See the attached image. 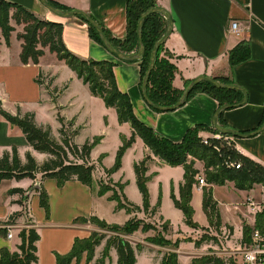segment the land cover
I'll list each match as a JSON object with an SVG mask.
<instances>
[{"label":"crops","instance_id":"crops-1","mask_svg":"<svg viewBox=\"0 0 264 264\" xmlns=\"http://www.w3.org/2000/svg\"><path fill=\"white\" fill-rule=\"evenodd\" d=\"M7 1L24 7L40 19L62 24V40L66 48L77 57L84 60L115 63L114 75L118 89L130 97L136 117L159 136L180 143L190 129L198 126H204V131L200 132L202 138H214L219 134L214 131L213 120L220 109V104L208 93H195L183 107L175 111L155 112L143 98L139 64L118 60L91 37L88 24L80 17L60 18L50 12L39 0ZM48 1L67 11L85 12L116 40L124 41L127 38V0ZM157 4L170 13L174 24L172 34L165 43V52L172 55L171 61L178 68L173 86L185 91L187 83L200 76H209L219 81L228 79L229 84L238 86L244 91L247 101L242 106L221 113L217 117L218 125L244 134L261 128L264 124V0H157ZM232 22H238L242 30L240 35L229 31L228 28ZM11 25L15 31L11 35L10 44L8 45L1 36L0 45V103L3 109L12 115H16L18 110L22 113H34L38 125H49V121L39 118L40 111L49 102H42L44 86L38 84V78L46 74L48 75L46 78L53 77L55 87L67 86L59 100V107L65 108L60 116L65 121L75 120V124L81 127L80 134L76 137L79 140L76 143L82 145L88 140L101 139L100 144L91 153L96 183V174L102 175L114 166L122 139H129L133 134L131 126L127 123L120 124L116 110L106 107L104 101L94 96L90 87L48 49H45V55L38 65L23 64L21 61L23 41L19 36L24 33V26L17 25L13 19ZM242 44L248 47L250 58L231 66L229 55ZM79 84L84 87L86 94H84L86 100L83 103L85 104L83 109L87 116H90L84 121L81 120V113L74 112L73 108H70L71 103L68 104L65 100L73 85ZM49 105L55 112L54 118L57 122L49 126L53 132L59 131L61 125L57 120L58 109L54 107V103ZM93 115H96L99 120L104 119L105 124L95 134L85 135L92 128ZM108 136L114 137L116 143V150L111 153L102 148V142L105 143ZM233 143L239 154L264 168V131L250 138H234ZM14 147L18 148L21 158L27 152H31L36 159L45 157L32 149L26 136L18 127L0 117V157ZM146 157H151L148 176L153 175L148 183L150 204L156 207L161 194V206L155 216L158 215L171 224L172 231L166 238L176 241L185 235H191V228L186 224L183 212L175 207L172 199V192L178 199L180 197V191L185 182L183 166L167 165L156 158L145 143L137 138L124 155L121 169L111 175V179L116 184H126L123 194L130 203L142 208L143 197L137 186L134 166ZM203 165L201 161H196L195 168L199 170ZM165 178H167L166 183ZM37 183H40L48 194L49 213L40 207L37 192L30 191ZM15 188L23 189L28 195L30 194L28 213L40 236L37 242L38 262L36 264H57L58 256H67L71 253L76 239H88L91 236L94 231L92 225L80 224L78 222L80 219L90 220L96 217L108 225L119 226L125 225L132 219V215L126 210L117 209L118 203L112 201L108 194L99 196L92 187L78 181H69L60 187L54 179L42 181L37 176L35 180H4L0 183V224L8 222L14 213L22 209L17 203L19 196L9 194ZM221 188H227L231 195H236L235 191L247 192L246 197L253 195L252 193L256 194V190L242 191L236 189L232 182L224 186H212L213 197L224 229L227 226L234 228L233 233L229 232L227 235V232H224L223 234L230 250L234 248L231 241L234 235H242L244 226H252L254 218L243 205L246 197L243 198L239 194L234 196L235 203H230L229 210L233 212L232 216H229L225 203L217 196L218 189ZM204 191L205 187L194 185L191 206L194 210L195 223L201 227H208L210 220L203 207ZM19 233L15 229L13 238L8 239L7 232L0 229V259L1 252L4 250L11 253L18 251L21 243ZM146 234L138 231L129 236L130 240L126 239L136 247L139 244L138 238ZM104 246L103 243L96 249V257L91 263L87 262V254H84L80 260H75L72 264H96ZM143 247L142 251L137 252L136 264H160L163 255L170 251L151 243H146ZM189 249L185 243H181L177 251L180 264H192V258L187 255ZM195 250L200 252L201 248H195ZM217 255L229 260L223 253ZM105 264H118L115 249L110 251V258Z\"/></svg>","mask_w":264,"mask_h":264},{"label":"trees","instance_id":"trees-1","mask_svg":"<svg viewBox=\"0 0 264 264\" xmlns=\"http://www.w3.org/2000/svg\"><path fill=\"white\" fill-rule=\"evenodd\" d=\"M49 3L58 9L66 10L51 1ZM156 7H159L157 0H134L133 2L132 0H127V38L124 41L116 40L103 29L113 47L124 53H133L135 51L137 53L140 49L137 34L138 22L145 12ZM80 18L87 23L83 17ZM12 19L15 20L17 25L24 26V33L19 36L23 41L21 53V61L23 64L33 63L38 65L40 59L45 55V49H48L50 53L56 55L58 60L65 62L76 73L78 78L82 79L84 84L90 87L93 95L100 97L104 101L106 107L116 110L120 124L127 123L131 126L133 130L132 136L129 139H122V145L118 150L114 166L106 170L109 176L121 169L122 160L127 150L133 146L137 138H140L156 158L172 167H184L185 182L180 191L183 201L179 202L174 192H172V199L175 207L183 212L188 226L194 224L198 226L194 221V210L191 206L192 190L197 183L196 177L198 175L194 160L203 162L207 168L215 169V172L206 174L207 181L211 186H224L227 182H232L237 189L246 191L251 190L255 184H264V176L254 173L251 167L264 168L239 153L244 160L245 167L242 166L241 170L220 169L221 157L219 154L211 147L205 146L202 143L203 138L200 136V132L204 131V126L190 129L182 142L175 143L159 136L151 128L144 125L134 114L130 97L118 89L114 75L116 64L109 61L84 60L71 53L62 40V24L40 19L16 3L0 0V45L1 36L8 45L10 44L11 35L15 31V28L11 25ZM87 24L91 37L104 46L97 31L89 23ZM167 26L168 22L166 17L160 13L150 15L144 22L142 38L145 45V53L140 60L133 61V63H138L141 68V86L151 62L154 46L165 35ZM249 58L250 52L248 47L243 44L239 45L229 55L230 65L235 66L247 61ZM177 73L178 68L166 55L165 45H163L157 53L156 63L148 84V96L154 104L161 107H172L180 101L184 91L178 90L173 86V81ZM93 78L99 80L100 84L95 83ZM37 82L40 83L39 80ZM219 82L225 84L230 83L228 79L220 80ZM190 83L188 82L187 86ZM197 92L208 93L219 102L220 107L239 104L244 96L240 91L220 89L208 82L198 84L190 95V98ZM154 111L162 113L158 110ZM0 117L7 120L11 125L18 127L26 136L30 146L36 153L47 156V159L40 163L31 152H27L25 154L26 160H23L20 157L17 147L12 148L11 151L4 152L2 157H0V183L4 180H35L38 175H41L42 181L54 179L60 187L69 181H78L92 187L95 191V166L91 161V153L100 144V138H95L93 141L88 140L82 145L77 144L74 140L79 136L81 127L75 128L73 133L70 132L67 126L71 128L75 127V120L66 123L60 115L57 117L61 125L59 130L61 136L60 141L53 136L52 128L49 125L43 126L37 124L34 113H22L18 110L16 115H12L4 110L0 103ZM214 131L216 132L215 128ZM189 158L193 160H189ZM150 160L151 157H146L142 162L134 166L137 186L143 197L142 208L135 206L127 200L123 194L126 184H121L120 191L122 193V199L121 197H110L112 201L118 203L117 209H124L128 214H131V209L143 211L146 214L158 212L161 206V194L156 207H152L150 204L148 183L153 178V175L148 176ZM35 192L39 196L40 207L49 213V198L44 187L42 186L41 189ZM108 192L109 190L104 188L97 194L104 196ZM9 194L11 196L18 195L23 198L27 194V191L15 188ZM28 199L29 197H27ZM122 201L124 202L122 203ZM203 207L210 220V224L215 220L218 225H221L220 213L217 203L214 200L212 189L204 191ZM20 216V212L14 213L6 223L15 224L17 218ZM78 222H90L101 228H111L116 235L107 238L106 234L92 232L88 239H76L71 253L67 256H58L57 264H72L73 261L80 260L84 254H87V262L91 263L96 257V249L104 241L105 246L102 255L96 261V264H105L110 258V251L112 249H115L117 252L118 264H136L137 252L142 251L144 247L139 244L134 247L125 237L132 236L138 231L148 233L153 229L145 221L137 219H130L123 226L108 225L96 217H92L90 220L80 219ZM263 222L264 214L258 216L256 226L260 227ZM170 229V222H166L164 230L167 232ZM251 232L252 228L250 226H244V242L250 240ZM19 238L21 243L18 246V251L13 253L7 250L2 251L0 264H36L38 262L37 242L40 240V236L37 230L35 228L29 229L28 231L22 230L19 233ZM147 242L162 247L171 245L169 240L161 241L155 238H148ZM178 242L174 245L175 249L179 248ZM160 264H180L178 254L174 251L165 253ZM192 264L237 263L230 259L225 260L221 257L206 256L193 261Z\"/></svg>","mask_w":264,"mask_h":264},{"label":"rangeland","instance_id":"rangeland-1","mask_svg":"<svg viewBox=\"0 0 264 264\" xmlns=\"http://www.w3.org/2000/svg\"><path fill=\"white\" fill-rule=\"evenodd\" d=\"M134 0H132L133 2ZM23 26V25H22ZM246 46V45H245ZM133 53H136L133 52ZM166 55L172 59V55L169 53H166ZM95 72V70H94ZM45 76L40 75V77L38 78V80H40V82L43 84L44 86V93L42 95V102H49V103H54V107H56V109H58L59 114L58 115H62L61 112L64 111V107H59L60 106V98L63 95V93L66 90L67 86H61V87H55L56 85L53 84V77H49L46 78ZM96 76V75H94ZM64 77V76H63ZM94 82L97 84H100V81L97 80L96 78H93ZM40 84V83H38ZM82 85H73L70 94H68L67 98H65V100L67 101V103H71L70 104V108H73L74 112L81 113V120L84 121L86 120V118L90 116H87L86 112L84 111L83 107L85 106V91H84V87H81ZM55 89H57V91H55ZM85 94V95H84ZM49 103L45 106V108L40 111L39 113V118L41 120H45V121H49V125L52 124H56V120L54 118V114L55 112H53V108L51 105H49ZM96 111V109L94 110V112ZM97 114V113H96ZM93 122H92V128L88 130V132H86L85 135H91V134H95L97 131H99L102 126L105 124V120H99L98 117L96 115H93ZM69 121H66V123H68ZM89 125H90V120H89ZM53 126V125H51ZM78 124H75V127L71 128L69 126L68 130L70 132L73 133V130H75V128H78ZM71 133V134H72ZM53 136L60 141V134L59 131H54L53 132ZM77 138H75V142L79 140V138L76 140ZM98 139V138H97ZM108 140L103 143L102 148L104 149V151L111 153L112 151L116 150V143H115V139L112 136H108L107 137ZM210 140H213L214 142H217L216 144L220 145V139H216L214 140L213 137L209 138ZM223 140V139H222ZM101 142V141H100ZM223 157L226 160H232V161H236V162H241L242 166L245 167V163L244 160L242 159V157L238 154L237 150L233 147H227L224 148V152H223ZM39 154V153H38ZM44 159H41L40 157H37V160L42 163L43 161H45L47 159V156L44 155ZM22 159L26 160V156L25 154L22 155ZM189 160H193L192 158H189ZM196 161L198 160H194V163L196 164ZM203 163V162H202ZM204 164V163H203ZM243 167V168H244ZM224 168L222 165L220 166V169ZM251 169H253V172L256 173L257 175L260 176H264V169H259L258 167H254ZM198 170V169H197ZM209 172H215L214 168H207L205 166V164L203 165V167H201L198 170V175H203V174H208ZM96 183L94 184V188L95 191L98 193L101 189H108L109 192L107 193L110 197H121V191H120V183L116 184L112 179L111 176H109L106 172L102 173V175H98L96 174ZM39 178H41V175H38ZM167 181V178H165V183ZM196 181H197V177H196ZM230 183V182H227ZM197 185V183H196ZM235 185V184H234ZM231 187V186H230ZM228 188V186H227ZM227 188H221L218 189L217 192V196L218 198L225 203L226 209H227V214L229 216H232V212L233 210H229L230 207V203L233 202L235 203V197L236 195H240L241 197H246L247 192H237L235 191L236 195H231L229 193V190ZM236 188V187H235ZM210 189H212V186H206L205 190L209 191ZM237 189V188H236ZM35 192V191H32ZM31 192V193H32ZM234 194V193H233ZM255 194V193H252ZM27 197H30V194H26L23 198L19 197V204L21 205V216L17 218V222L16 224H18L16 230L21 232L22 230H29L34 228V224L32 222V219H30L29 213H28V200ZM179 202H182V198H181V193H180V197H179ZM124 201H122L123 203ZM233 209V208H232ZM141 213V214H140ZM158 213V212H157ZM132 215V219H137V220H142L145 221L147 224L152 226V230L149 231L146 235L139 237V245H145L147 242L148 238H155L161 241H166L168 240L166 238V236L169 235V232L172 231L171 229L169 231H165L164 227H165V221L162 220L158 215H156V213L151 214V213H144L143 211H139V210H135V209H131V214ZM243 217V215H240ZM88 224L90 222H87ZM80 224H85V223H80ZM91 224V223H90ZM92 228H93V232H98L100 234H106L107 238L115 236L116 233H114V231H112L111 228H101L99 226H97L96 224H91ZM198 225V224H197ZM191 228V235L187 236L185 235L184 237H182V239H178L175 241V239L173 240H169L171 245H167L165 247L159 246V245H154L156 247H160L162 249H168L170 250L169 252H176L179 250L181 243H185L186 246H188L190 249L187 253V255H189L192 259L191 262L193 263V261L206 257V256H216L218 257L217 254L219 253H223L225 254L226 252H229V245L228 243H226V237L223 236L224 232H227V235L229 232H234V228L227 226L226 229H224L223 225H222V220H221V225H218L216 223V221L214 220V222H212L208 227H201V226H196V224L189 226ZM125 238H129V236H126ZM243 238V234L242 235H234L232 241L233 247H237L238 244L241 243ZM230 239V238H229ZM130 240V238H129ZM133 240V239H132ZM179 241V242H178ZM135 242V241H134ZM179 243V248L175 249L174 245L176 243ZM105 244V241H104ZM196 249H200V252H198ZM225 249H227L228 251H226ZM229 259V258H227Z\"/></svg>","mask_w":264,"mask_h":264},{"label":"water","instance_id":"water-1","mask_svg":"<svg viewBox=\"0 0 264 264\" xmlns=\"http://www.w3.org/2000/svg\"><path fill=\"white\" fill-rule=\"evenodd\" d=\"M39 1L50 12H52L54 15H56L60 18H70V17H75V16L83 17L87 21V23H89L97 31V33L99 34V37L101 38L106 49L111 54H113L118 60H120L122 62L123 61L124 62H133V61L140 60L143 57V55L145 53V45H144L143 38H142V30H143L144 22L150 15H152L154 13L163 14L166 17L167 22H168L167 31H166L165 35L163 36V38L160 41H158L156 43V45L154 46V49H153L152 55H151V62H150L148 71H147L146 76H145L143 83H142L143 98L146 101V103L148 104V106L154 110H158L162 113H165V112L175 111V110L183 107L187 103V101L190 98V95L194 91L195 87L202 82L211 83L212 85H214L215 87L220 88V89L237 90V91L244 93V91L241 88H239L238 86L231 85V84H225V83L216 81L215 79H213L209 76H200V77L196 78L194 81H192L187 86V88L185 89L180 101L176 105H174L172 107H161L159 105H156L149 99L148 84H149V79H150L151 73H152L154 66H155V63H156L157 53H158L159 49L163 45H165L166 41L168 40V38L170 37V35L172 34V31H173V25H174L173 20L171 18L170 13L167 10H165L162 7H156V8H152V9L148 10L147 12H145L142 15V17L140 18V20L138 22V27H137V34H138L139 43H140L139 51L137 53H124V52H121V51H119L113 47L112 43L107 38L102 27L91 16H89L85 12L78 11V10L66 11V10L58 9V8L52 6L48 0H39ZM246 101H247V97H246V94L244 93V99L241 103L235 104V105H225V106L220 107V109L217 111V113L214 117V120H213V127L215 128V130L220 135L230 136L233 138H250V137L256 136V135L260 134L262 131H264V124L261 126V128H259L258 130L254 131L252 133H249V134H244V133L238 132L232 128H222L218 125L217 117L221 113H223L227 110L242 106L246 103ZM38 189H41L40 183H37L30 191L32 192V191H36Z\"/></svg>","mask_w":264,"mask_h":264},{"label":"built area","instance_id":"built-area-1","mask_svg":"<svg viewBox=\"0 0 264 264\" xmlns=\"http://www.w3.org/2000/svg\"><path fill=\"white\" fill-rule=\"evenodd\" d=\"M228 29L237 35H240L242 32L238 22H232ZM40 84L43 86L41 82ZM213 139H220V145L209 138H203L202 143L205 146L211 147L219 154L221 157V165L225 169L241 170V162L226 160L223 157L224 148H235L233 143L234 138L218 134ZM197 184L200 187L209 186L206 174L197 175ZM252 189L256 190V194L248 195L243 203L247 207L249 214L254 218V224L250 226L252 228L250 240L244 242L242 238L241 243L237 247L231 248L229 252L225 253L230 260H233L237 264H264V222L260 227L256 226L258 216L264 214V184H255ZM16 228V223L0 224V229L7 232L6 236L8 239L13 238V231Z\"/></svg>","mask_w":264,"mask_h":264}]
</instances>
